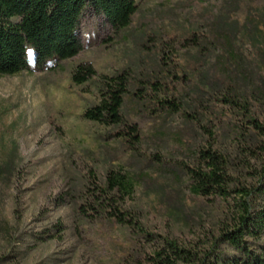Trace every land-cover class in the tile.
Listing matches in <instances>:
<instances>
[{"label":"rangeland","instance_id":"rangeland-1","mask_svg":"<svg viewBox=\"0 0 264 264\" xmlns=\"http://www.w3.org/2000/svg\"><path fill=\"white\" fill-rule=\"evenodd\" d=\"M136 1L130 25L117 32L88 11L83 50L53 70L0 75V264H154L159 236L208 247L234 200L194 195L181 166L212 146L246 163L234 174L243 183L254 180L264 151L246 139L264 143L251 122L264 126V0ZM78 65L97 76L75 84ZM123 71L138 94L123 107L141 131L136 149L83 117L99 100L100 76ZM166 71L165 92L138 90ZM156 98L174 99L191 116L158 109ZM111 171L132 179L120 209L137 225L80 215L88 187Z\"/></svg>","mask_w":264,"mask_h":264},{"label":"trees","instance_id":"trees-1","mask_svg":"<svg viewBox=\"0 0 264 264\" xmlns=\"http://www.w3.org/2000/svg\"><path fill=\"white\" fill-rule=\"evenodd\" d=\"M137 9L136 0H0V75L31 69L53 70L59 61L78 55L83 50L80 26L88 11L103 15L117 32L130 25ZM192 41L197 42V39ZM168 73L166 71L162 80L158 72L138 90L152 86V91L165 92ZM97 74L93 66L78 65L72 73V81L82 85ZM98 81L99 100L84 111L83 117L112 128L122 143L136 149L142 138L141 131L123 111L126 97L130 93L138 95L130 90L128 72L101 75ZM207 93H210L208 88L201 89L194 103L201 102ZM154 103L161 110L186 112L174 99L156 98ZM251 122L264 135V126L254 118ZM246 140L257 143L256 147L264 151V143L256 137ZM246 149L249 156L260 159L257 150L250 146ZM196 157L194 166H181L189 180L190 191L202 197L232 198V213L208 247L184 246L176 239L159 236L161 244L155 248L154 264H264V160L254 171V180L243 183L234 175L240 164L243 168L246 166L243 160L238 164L230 154L212 146L198 150ZM133 190L130 177L111 171L103 183L88 187L85 202L78 208L80 215L84 218L108 216L119 224L137 225L131 215L120 209V199Z\"/></svg>","mask_w":264,"mask_h":264}]
</instances>
